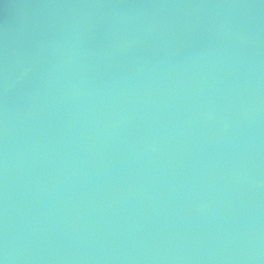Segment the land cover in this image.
Segmentation results:
<instances>
[{
	"label": "water",
	"instance_id": "95a60500",
	"mask_svg": "<svg viewBox=\"0 0 264 264\" xmlns=\"http://www.w3.org/2000/svg\"><path fill=\"white\" fill-rule=\"evenodd\" d=\"M3 264H264V0H0Z\"/></svg>",
	"mask_w": 264,
	"mask_h": 264
},
{
	"label": "clouds",
	"instance_id": "9594fccd",
	"mask_svg": "<svg viewBox=\"0 0 264 264\" xmlns=\"http://www.w3.org/2000/svg\"><path fill=\"white\" fill-rule=\"evenodd\" d=\"M0 264H3V262H2V261H0Z\"/></svg>",
	"mask_w": 264,
	"mask_h": 264
}]
</instances>
